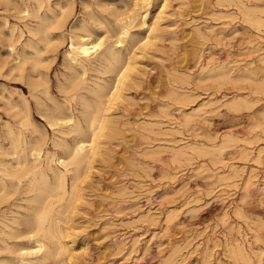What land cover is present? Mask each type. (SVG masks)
I'll return each instance as SVG.
<instances>
[{
	"label": "rangeland",
	"instance_id": "1",
	"mask_svg": "<svg viewBox=\"0 0 264 264\" xmlns=\"http://www.w3.org/2000/svg\"><path fill=\"white\" fill-rule=\"evenodd\" d=\"M1 1L0 34H2V36L0 35V136L4 135L6 131L5 124L7 122L14 124V122L16 123V120L18 119V116L14 115V110L11 108L9 101L21 103V95H24L32 100L31 112L34 124L44 130L48 137H51L52 129L49 127L48 123V119L50 117H46L44 115L45 108L39 107L36 104L35 99L32 98L30 94L31 80H36L37 75L40 77H37L38 79L36 80L40 84L36 90L48 104L52 105L53 102L48 99L47 94L43 91L44 84L42 83L44 82L47 83L51 96H53L56 100L63 102L65 93L63 94L62 92H65V90L61 88V84L67 81L70 72L65 52L69 48L72 34L74 32L78 33L85 31L83 24H87L88 27L92 29L94 38L103 37V34H105V37H107L108 40L114 36L116 39V36H118L117 31L119 29L117 24L118 21L116 19L118 18L119 20L124 18L131 10L130 7L134 5L132 1L135 0H49L53 8L52 11L47 9V2L45 0L41 9H39V12L42 14H45L46 12L49 16L52 14L51 18H54V14H58L59 17L61 15L60 18L58 17V22L61 26L59 25L60 27H54L52 30L50 29L51 36H53L54 39H57L56 43H54V39L52 40L53 42L47 46H45V43L43 42L39 43L42 47L43 62L39 67L41 75L37 72L31 73L32 77L35 78L29 76L31 71L29 63H26V69L23 70V75L20 74V71H17V68L12 66H15L17 62H19L20 56L23 54L22 49L24 48V44L26 40L31 37L27 25H35L37 21V18H34L31 15L26 16L27 14L25 9L29 8L31 10L37 6V2L35 0ZM203 1L205 2L203 3ZM243 1L244 0H242V2ZM13 2L15 5L12 4ZM234 2L232 3L230 0L151 1L147 14V24L154 21L156 18L155 14L165 3L164 7L166 8H164L163 12L165 15L162 14L163 17L160 21V26L163 32L159 38L162 39H156L159 41L154 39L152 44H150L153 48L149 46V48L142 51V53H140V50L137 49L139 58L138 56L135 57V65L138 67L136 66V71L132 73L134 80L132 78L133 81H131L132 83L129 85L131 88H128V90L126 88L128 92L124 90L126 91L123 97L124 99H119L114 105L112 104L113 107L110 108V115L112 114L111 117L113 119V124L117 127V131L120 130L119 134L117 133L118 136L116 134V137L114 136L104 140L102 144L103 153L101 152L103 155L99 154L100 151L97 153L98 156H95V165L93 167L95 170L92 168L90 177L82 184L83 190L86 191H83L85 198L84 202L87 203H83L82 201L79 207L81 205H85L79 208L81 212L79 210L77 212L81 214L83 211V213L79 215L77 212H75L76 214L74 212H69L68 215L70 218H68L64 223V225L67 227L69 226L70 231H72V237L75 239L74 252L76 253V257L79 256L78 258H73L77 261L75 260L74 262V260H71L72 262H70V264H166V260L171 255H175L174 264H206L208 259L210 264H264V190H259L260 187L264 186V128L260 126H264V84L262 83V81L264 82V56H261L262 53L264 54V23L259 24L260 27H258V24L255 21H249V19L253 17H264V0L244 1L246 8L247 6L250 7V9L248 7L249 11H251V6L257 8L255 12L256 14L254 13L255 10H252V13L248 12L244 14L243 11H240L241 9L236 8L239 6L235 7L237 4H234ZM6 3H8V5H6ZM3 4L7 6H5V9ZM17 5H19L20 8ZM14 6L16 7L14 8ZM261 7L262 9H260ZM21 11L24 13L20 14L19 12ZM111 12H114V14ZM118 12L121 15L124 14L125 16L119 15ZM169 13L170 15H168ZM226 13L228 18L226 17L227 15L225 16ZM110 14H112V16H110ZM114 15L118 17H114ZM244 15H247L246 19H248L250 23L245 21L246 19H244ZM251 22L253 24H251ZM145 26H135L132 29L136 33V38H140L148 33V28ZM197 27L199 29H197ZM199 30H201V32ZM196 31L200 32L202 35L205 34L206 36L204 37L206 38L199 36L201 34H197ZM34 37L36 38V36ZM115 39L113 38L110 41L115 42ZM12 41H16L15 50L11 49L10 43ZM6 42L10 43L8 44ZM156 42L158 43L154 44ZM131 43V39L127 38L123 42V45L130 46ZM122 47L123 46H119V48ZM260 47L263 48V51L260 50ZM25 50H27L29 54L33 51V49L28 46ZM126 51L127 50L124 49L123 53L126 54ZM8 53L11 57L7 56ZM210 58L212 59L210 60ZM3 61L5 64L2 63ZM215 63H221L225 64L227 67H231V77L227 78V80L226 78L221 77V80L222 78L225 79H223V83H219L220 78L215 77V73L210 70L215 66ZM204 65H207V68L205 67L206 70L203 69V71L201 68H204ZM251 65L253 66L250 67ZM137 69L139 71H137ZM9 70H11L12 73L10 76L8 74L10 73ZM207 70L211 73H206ZM141 71H143V73L145 72L144 75ZM199 71L202 73L199 74ZM246 71H251L253 73L250 72L249 77V73H246ZM133 74L136 75L134 76ZM185 74L187 77L184 76ZM16 75L19 76L16 77ZM96 75H98L97 71L89 70L84 77L95 78ZM239 75L241 77H239ZM170 76L172 77L170 78ZM213 76L217 81L213 79ZM242 76H245L246 78L244 77L245 79H243ZM247 76L249 77V81H247ZM174 77H177L176 79H178V81ZM179 77L181 78V81H179ZM137 79L139 81L138 84ZM173 80L176 81L174 82ZM234 80L236 81L234 82ZM243 80L245 82H242ZM258 81H261L260 83H262L263 86L260 84L258 88H256L257 85L255 86V82L259 84ZM187 82L189 83L187 84ZM199 83L200 85L198 86ZM204 83L207 85L205 86ZM245 84L247 88L245 87ZM171 88L176 91V94L172 91V96V92L170 90ZM256 90L258 91L255 92ZM180 91H183L186 95L183 94L181 97L180 94L182 92ZM168 92L170 94H167ZM252 92L253 94H251ZM236 94H243L244 96H247L246 98L249 102L253 100L251 103L254 102V106L252 105L253 103L251 104L248 102V107L245 106V104H239L240 106L238 107L241 109L238 108L237 105L236 107L233 106L234 108L232 106L230 107V105L233 104L231 98ZM165 95L168 97H164ZM175 95L177 96L175 97ZM178 95L180 97H178ZM183 97L184 99L186 97V99L184 100ZM188 97H192V102ZM181 98L183 100L178 101L181 100ZM217 100H219V102ZM256 100L258 101L257 103L255 102ZM215 102H217V104ZM160 105L162 107H160ZM194 108L197 110H193ZM164 110L166 112H164ZM207 110L208 112H206ZM74 111L76 115L81 116L80 111L75 109ZM114 112L117 114L115 115ZM253 112L256 114L254 115ZM151 114L153 116H151ZM197 115L199 116L197 117ZM186 116L190 117L189 122L186 120L183 121ZM199 117L201 118L199 119ZM248 120L250 121L247 122ZM159 121L160 123H158ZM135 122H138L139 126L141 123L142 124L139 127L138 123ZM165 122H167V124ZM184 123L186 124L184 125ZM251 123L255 125H252ZM259 123L261 124L257 127L256 124ZM255 127L257 129H255ZM251 128H254V132ZM142 129H144V131ZM174 129H177L178 131ZM251 131L252 133L250 135ZM166 132L168 135H165L167 134ZM120 133L122 134L120 135ZM257 133L263 140L258 137L259 135H255ZM229 135L233 136L229 137L230 140L231 138H234L232 141H228ZM242 135L245 136L243 137ZM241 136L244 139L241 140ZM253 136L255 137L252 138ZM67 137L72 140L73 134H70ZM258 138L260 140H257ZM244 141L245 143H243ZM248 141L252 142V144L249 143V145ZM7 142L8 141H6V143ZM223 142H226L225 146L223 145ZM191 145L194 148H192ZM196 145L198 146L197 148H195ZM219 145L220 148H222L221 154H218V149L216 151V148H218ZM161 146L167 149L162 148ZM199 148L201 150H199ZM258 148L262 149L259 150ZM143 149L146 151L145 156L147 157L143 155L145 153ZM245 149L247 151L250 149L251 154L249 153V156L245 155L247 154L244 153L246 151ZM178 150H181V156H185L186 159H184L185 157H179L180 154L179 156L178 154L176 156L174 155L176 158L172 157L174 152H178ZM155 151H159V154L157 153L158 155H154ZM182 151H184L185 155ZM257 151H261V154ZM201 153H203V155ZM231 153L232 156L229 157V154ZM257 153L260 155L258 157V162L257 160H254L257 159ZM105 154L110 157L107 155L104 156ZM244 155L248 158H243ZM218 156L223 158L225 157L224 159L226 162L224 164L220 161H218L220 164L216 162L219 159ZM212 157L216 160L215 162L212 161ZM187 158L190 159L188 160ZM234 158L236 160H234ZM136 160L138 161L136 162ZM138 164L141 166L138 167ZM228 165H234L236 169L238 167L242 168H240L241 170H236L241 174L236 172L237 175L235 173V176H233L235 178L232 177L233 180L230 179L231 181H226V179L223 178V176L229 175L232 172H225L230 171V167ZM142 167L144 169H142ZM166 173H168V176ZM221 173L222 175L225 173V175H218ZM247 173H254V186L251 184V189L250 187V190L248 189L249 191L245 189V181L249 175ZM232 174L234 175V173ZM219 176L223 179L221 180ZM165 177L167 179H165ZM226 183L231 185L228 184L229 186H225ZM242 188H244L246 192ZM176 189H180L179 192ZM242 197H246L245 202H243L244 200H241ZM248 198H251V200ZM196 199H198V201L194 202L193 200ZM186 203L188 204L186 205ZM24 204H26V202L21 199H17L16 196L11 197L9 200L0 204V217L2 212L6 215V217L24 213L25 208L23 206H19ZM239 207L244 209L241 208V210ZM246 208H248L251 212ZM173 212L175 213V216ZM232 212H234V214H232ZM238 212L241 214L239 215ZM168 213L173 214V220L171 219L169 225L170 227L167 228L166 218ZM235 213H238L237 216ZM173 217H175V219ZM251 218L256 221L257 224L255 222L253 223ZM77 220L79 221L77 222ZM223 220H226L227 223L226 221L224 223ZM251 222L253 224H251ZM230 223H233V225H230ZM255 225L259 227L257 228ZM231 226H233V232L236 230L239 233L235 231L234 234L231 231ZM239 227L241 230L238 229ZM246 235L247 237L245 239L244 236ZM222 236H225L226 239ZM233 241L242 242L250 254L251 251H253L250 261L240 259L239 261L237 260V262L234 257L228 254L229 252L227 253L229 243L234 244L235 242ZM225 242L227 244L224 245ZM25 245L31 244L25 243ZM210 253L211 256H208L207 254ZM5 255L8 256L9 254L4 252L0 253V258L5 257Z\"/></svg>",
	"mask_w": 264,
	"mask_h": 264
},
{
	"label": "bare ground",
	"instance_id": "2",
	"mask_svg": "<svg viewBox=\"0 0 264 264\" xmlns=\"http://www.w3.org/2000/svg\"><path fill=\"white\" fill-rule=\"evenodd\" d=\"M1 1V0H0ZM3 1V0H2ZM1 1V2H2ZM16 1V0H15ZM37 2V6H35L34 8H32L31 10L29 8H26V16L31 15L34 18H37L36 24L35 25H27L28 26V30L29 33L31 34V37H29L25 44H24V48L23 50V54L20 56V60L19 62H17V64L15 67L17 68V71H20V74L23 75V70L26 69V63L30 64V73L29 76L32 77V72H37L39 75H41V72L39 70L40 65L43 62V57H42V47L39 45L40 42L45 43V46H47L48 44L50 45L51 42L54 41V43H56V38L54 39L53 36H51V31L52 28L54 29V27H60L61 25L58 22V14H54V18H51V16H49L46 12L45 14H42L41 12H39L42 7V4L45 0H35ZM152 0H135L132 1L134 5H132L130 8L131 10L128 12V14L125 16L124 14H122L123 16H125L124 18H121L118 20V18L116 19L118 22V26L119 29L117 31V35L116 39L115 36L113 37L116 41H110L108 40L107 37H105V34H103V37H98V38H94L93 36V31L91 28L88 27L87 24H83V28L85 29V31H81V32H74L71 36V42L69 45V48L66 50L65 52V57L69 63V68H70V72H69V77L67 79V81H65L63 84H61V88L63 90H65V92H62L64 95V101L60 102L58 100H56L53 96H51V94L49 93L48 90V86L47 83L44 82L42 84H44V88L43 91L45 94H47V97L49 100H51L53 103L52 105L48 104L45 100H43L42 96L37 92V87L40 85L38 81H36L39 77L38 75L36 76V80H31L30 82V94L32 96V98L35 99L36 104L41 107V108H45V116L46 117H50L48 119V123H49V127L52 129V136L48 137L47 133L40 129L37 125L34 124L33 119H32V112H31V107H32V100H30L29 98H27L24 95H21V103L19 102H13V101H9V104L11 105V108L14 110V115H17L18 119L16 120V123H9L7 122L5 124L6 126V131L4 133V135L0 136V204L6 200H9L11 197L16 196L17 199H21L22 201H25L26 204L24 205H19V206H23L25 208V212L24 213H20L19 215H12V216H8L6 217V215L3 214L0 217V253H8L9 255L3 258H0V264H70V262H72L76 257V253L74 252V244H75V239L72 237V231H70V227L65 226L64 223L66 222V220L69 217V212H77L79 210L80 203H87L84 202L85 198H84V193L83 191V183L84 181L90 177L91 172H92V168L94 167L95 163H94V159L95 156H98V152L99 154H102V144L104 142V140L108 139V138H112V137H116V134H119V131H117V127L114 126L113 124V119L110 115V108L113 107L112 104L114 105L116 103V101H118L119 99H122L126 93V91L128 90V88L130 89L131 86L129 87L130 83H132L131 81L134 80L132 73L136 71V68L138 67L137 65H135V57L138 56L139 58V53L137 51V49L140 50V53H142V51H144L145 49L149 48L150 44H152V41L155 39H162L159 38L162 35V28L160 26V21L163 17L162 14L165 15L164 12V7L165 3L163 4L162 8L155 14L156 18L154 19V21H152V23L147 24V14H148V10L150 7ZM189 1V0H188ZM199 1V0H198ZM202 1V0H201ZM232 1V3L234 2V4L236 6L237 9H241L240 11H243L244 14L245 13H252L254 10V13L256 12V7L254 8V6H251V11H249L250 7L247 6L246 8V4L244 5V1L242 2V0H230ZM5 2V1H4ZM47 2V9L48 10H53L49 0H46ZM57 2V1H56ZM131 2V3H132ZM167 2V1H166ZM184 2V1H183ZM205 1H203L204 3ZM226 2V1H225ZM263 2V1H262ZM228 3V2H227ZM230 3V2H229ZM259 3V2H258ZM12 4L15 5V3L13 2ZM67 4V3H66ZM109 4V3H108ZM184 4V3H183ZM188 4V3H187ZM231 4V3H230ZM4 5V9L5 6L8 5V3L3 4ZM2 5V6H3ZM89 5V4H88ZM167 5V3H166ZM229 5V4H228ZM19 8L20 6L17 5ZM58 6V5H57ZM67 6V5H66ZM65 6V7H66ZM100 6V4H99ZM97 6V7H99ZM103 6V5H102ZM101 6V7H102ZM168 6V5H167ZM7 7V6H6ZM13 7V5H12ZM16 6H14L15 8ZM90 7V6H89ZM110 7V6H109ZM249 7V9H248ZM13 8V9H14ZM63 8V7H61ZM68 8V7H67ZM168 8V7H167ZM254 8V9H253ZM259 8V7H258ZM102 9V8H101ZM119 9V8H118ZM117 9V11H118ZM121 9V8H120ZM262 9V7L260 8ZM24 10V11H25ZM47 10V11H48ZM63 10V9H62ZM107 10V9H106ZM114 10V9H113ZM253 10V11H252ZM7 11V10H6ZM19 11V10H18ZM23 11V9H22ZM19 12L24 13V12ZM104 11V10H103ZM264 11V10H263ZM5 12V10H4ZM8 12V11H7ZM50 12V11H49ZM116 12V11H115ZM124 12V11H122ZM126 12V10H125ZM241 12V13H243ZM68 13V12H67ZM114 14V12H111ZM119 13V12H118ZM216 13V12H215ZM249 13V14H250ZM61 14V12H60ZM117 14V13H115ZM219 14V13H218ZM217 14V17H218ZM256 14V13H255ZM119 15H121L119 13ZM121 15V16H122ZM167 15V14H166ZM170 15V13L168 14ZM222 15V13H221ZM227 15V13L225 14V16ZM230 15V14H229ZM110 16H112V14H110ZM116 15H114L115 17ZM216 16V14H215ZM244 19H246L247 15H244ZM13 17V16H11ZM32 17V18H33ZM61 17V15H60ZM59 17V18H60ZM118 17V16H116ZM224 17V15H223ZM222 17V18H223ZM228 18V15L226 16ZM68 18V17H67ZM232 18H233V14H232ZM250 18V17H249ZM30 19V17H29ZM65 19V18H64ZM230 19V18H229ZM61 20V19H60ZM253 22L255 21L258 24L264 23V17H258V18H250L249 21ZM191 21V20H190ZM245 21H248V19H246ZM248 21V22H249ZM102 22V21H101ZM115 22V21H114ZM35 23V22H34ZM87 23V22H86ZM89 23V22H88ZM250 23V22H249ZM100 24V23H99ZM163 24V23H162ZM161 24V25H162ZM251 24H253L251 22ZM256 24V25H257ZM60 25V26H59ZM104 25V24H103ZM147 26V31L148 33L143 35L140 38H136L135 36V32L132 30L135 26ZM145 26V27H146ZM164 26V25H163ZM167 26V25H166ZM165 26V27H166ZM253 26V25H252ZM264 26V25H263ZM102 27V26H101ZM13 28V27H12ZM164 28V27H163ZM168 28V27H166ZM170 28V27H169ZM196 28V26H195ZM106 29V28H105ZM194 29V28H193ZM197 29H199L197 27ZM260 29V28H259ZM175 30V29H174ZM196 30V29H194ZM193 30V31H194ZM211 30V29H210ZM136 31V30H135ZM198 31V30H197ZM196 31V32H197ZM201 32V30H199ZM207 31V30H206ZM105 32V31H104ZM173 32V31H172ZM200 32H197V34H201ZM213 32V31H210ZM106 33V32H105ZM203 33V32H202ZM210 34V33H209ZM208 34V35H209ZM2 36V34H0ZM9 35V34H8ZM196 35V34H195ZM194 35V36H195ZM36 36V38L34 37ZM202 36L203 38H206L204 35H199ZM261 36V35H260ZM5 37V35H4ZM198 37V35H197ZM208 37V36H207ZM248 37V36H247ZM8 38V37H7ZM6 38V40L8 41V39ZM20 38V37H19ZM130 38L131 39V45L130 46H125L123 45V42L127 39ZM195 38V37H194ZM200 38V37H199ZM209 38V37H208ZM260 38V37H259ZM54 39V40H53ZM197 39V38H196ZM201 39V38H200ZM248 39V38H247ZM246 39V40H247ZM17 40V39H15ZM53 40V41H52ZM156 40V41H159ZM178 40V39H177ZM205 40V39H204ZM20 41V40H19ZM176 41V40H175ZM255 41V40H254ZM15 42L16 41H12L10 42H6V43H10L11 45V49L15 50ZM155 42V41H154ZM201 42V40H200ZM205 42V41H204ZM18 43V42H17ZM53 43V44H54ZM158 42L154 43L157 44ZM160 43V42H159ZM172 43V42H171ZM260 43V42H259ZM6 44V45H8ZM62 44V43H61ZM153 44V45H154ZM5 45V46H6ZM31 47L33 49L32 52H27V50H25L26 47ZM52 46V45H51ZM119 46H123L122 48H119ZM255 46V45H254ZM9 47V46H8ZM54 47V46H53ZM152 47V46H150ZM157 47V46H156ZM253 47V46H252ZM49 48V47H47ZM153 48V47H152ZM256 48V47H254ZM261 48V47H260ZM264 48V47H263ZM263 48H261L260 50L263 51ZM127 50L126 54L123 53V50ZM155 49V47H154ZM259 49V48H257ZM46 50V48H45ZM44 50V51H45ZM152 50V49H151ZM158 50V49H157ZM156 50V51H157ZM260 51V52H261ZM146 52V51H145ZM148 53V52H146ZM152 54V53H151ZM245 54V53H244ZM4 55V54H3ZM261 55V54H260ZM7 56L11 57L9 55V53L7 54ZM141 56V55H140ZM146 56V55H144ZM153 56V55H152ZM262 57L264 56V54L262 53L261 55ZM1 58V57H0ZM16 58V57H15ZM14 59V58H13ZM18 59V58H16ZM15 59V60H16ZM212 58H210L211 60ZM262 59V58H261ZM264 59V58H263ZM262 59V60H263ZM8 60V59H7ZM12 60V59H11ZM9 60V61H11ZM13 60V61H15ZM12 61V62H13ZM17 61V60H16ZM46 61V60H45ZM139 61V60H138ZM250 61V60H249ZM7 62V61H6ZM137 62V60H136ZM224 62V61H223ZM4 63V61L2 62ZM209 63V62H208ZM246 63V62H245ZM249 63V62H248ZM247 63V64H248ZM5 64V63H4ZM140 64V63H139ZM138 64V65H139ZM205 64V63H204ZM215 63V66L213 68H211L210 66V70H212V72L215 73V77L220 78L219 83H223V79L229 78L230 76V72H231V67H227L225 64H217ZM231 64V63H230ZM250 64V63H249ZM208 65V64H207ZM207 65H204V68H201V70H206L205 67L207 68ZM214 65V64H213ZM137 66V67H136ZM231 66V65H230ZM248 66V65H247ZM253 65H251L250 67H252ZM143 67V66H142ZM233 67V65H232ZM242 68V67H241ZM11 69V68H10ZM14 69V68H13ZM176 69V68H175ZM209 69V68H208ZM234 69V68H233ZM256 69V68H255ZM89 70H94L98 72V75L95 76V78H89V77H84V75L87 74V72ZM134 70V71H133ZM170 70V69H169ZM203 70V71H204ZM247 70V68H246ZM249 70V69H248ZM13 71V70H12ZM137 71H139L137 69ZM172 71V70H171ZM177 71V70H176ZM259 71V70H258ZM10 74L11 70H9ZM200 72V71H199ZM210 71L207 70L206 73H208ZM233 72V71H232ZM248 71H246L247 73ZM251 72V71H250ZM250 72H248L249 77H250ZM141 73H143V71H141ZM145 73V72H144ZM143 73V75H144ZM174 73V72H173ZM202 72H200L199 74H201ZM205 73V75H206ZM211 73V72H210ZM243 73V71H242ZM253 73V72H251ZM258 73V72H257ZM1 74V73H0ZM35 74V73H34ZM68 74V73H67ZM198 74V75H199ZM204 74V73H203ZM232 74V73H231ZM245 74V72H244ZM6 75V74H5ZM134 75V74H133ZM136 75V74H135ZM134 75V76H135ZM162 75V74H161ZM182 75V74H181ZM204 75V76H205ZM209 75V74H208ZM246 75V74H245ZM19 75H16V77ZM45 76V75H44ZM177 76V75H175ZM183 76V75H182ZM185 77H187V75H184ZM207 76V75H206ZM213 76V79H215V77ZM252 76V75H251ZM254 76V74H253ZM257 76V75H256ZM255 76V77H256ZM5 77V76H4ZM92 77V76H91ZM139 77V76H138ZM172 76H170L171 78ZM221 77L222 78L221 80ZM239 77H241L239 75ZM243 77V76H242ZM245 77V76H244ZM243 77V79H245ZM249 77L247 76V81H249ZM254 77V78H255ZM35 78V77H32ZM40 78V77H39ZM133 78V80H132ZM137 78V76H136ZM165 78V77H164ZM175 79L177 77H174ZM202 78V77H201ZM205 78V77H204ZM233 78V77H232ZM231 78V79H232ZM46 79V78H45ZM181 78L179 77V81ZM203 79V78H202ZM230 79V80H231ZM235 79V78H234ZM238 79V78H237ZM241 79V78H239ZM178 81V79H176ZM175 80V81H176ZM211 80V77H210ZM216 80V79H215ZM214 80V81H215ZM225 80V79H224ZM60 81V80H59ZM168 81V79H167ZM174 81V80H173ZM174 81V82H175ZM187 81V80H185ZM206 81V80H205ZM204 81V82H205ZM217 81V80H216ZM223 81V82H222ZM236 80H234L235 82ZM251 81V79H250ZM254 81V79H253ZM262 81V80H261ZM261 81H258L259 84H257V82H255V86L257 85L256 88H258V86L261 84L263 86L264 82L262 81V83H260ZM61 82V81H60ZM138 79H137V84H138ZM213 82V81H212ZM232 82V81H231ZM242 82H245L244 80ZM135 83V82H134ZM133 83V84H134ZM180 83V82H179ZM189 82H187L188 84ZM233 83V82H232ZM176 84V83H175ZM181 84V83H180ZM205 84V83H204ZM136 85V84H135ZM200 85V83L198 84V86ZM207 84H205L206 86ZM216 85V83H215ZM165 86V85H164ZM188 86V85H187ZM196 86V85H195ZM254 86V87H255ZM168 87V86H167ZM246 87V84H245ZM127 88V90H126ZM175 89H177L176 87H174ZM247 88V87H246ZM264 88V87H263ZM235 89V88H234ZM126 90V91H124ZM165 90V89H164ZM169 90V89H168ZM167 90V91H168ZM171 92H175L176 91L172 90V88L170 89ZM169 90V91H170ZM185 90V89H184ZM188 90V89H187ZM191 90V89H190ZM239 90V88H238ZM242 90V89H241ZM247 90V89H246ZM250 90V89H249ZM264 90V89H263ZM22 91V90H21ZM253 91V90H251ZM258 90H256L255 92H257ZM60 92V91H59ZM128 92V91H127ZM173 92L171 93V96L173 94ZM180 94V96L182 97L183 94L186 95L183 91ZM263 92V91H262ZM166 93V92H165ZM178 93V92H177ZM23 94V92H22ZM167 94H170L169 92ZM253 94V92L251 93ZM2 95V94H1ZM151 95V94H150ZM247 95V93H246ZM249 95V94H248ZM261 95V94H260ZM162 96V95H161ZM177 95H175L176 97ZM178 95V97H180ZM126 97V96H125ZM164 97H168V96H164ZM162 97V98H164ZM177 97V99H178ZM193 97V96H192ZM191 97V98H192ZM247 96H244L243 94H236L234 96H232L231 101L233 102L232 105L230 102V107L237 105L240 106L239 104L242 103L245 104V106L248 107L249 103H251V100L249 102V100L246 98ZM257 97V96H256ZM9 98V97H8ZM160 98V97H158ZM174 98V97H173ZM190 98V97H188ZM190 98V101H191ZM212 98V97H211ZM222 98V97H221ZM224 98V97H223ZM124 99V98H123ZM154 99V98H153ZM157 99V98H156ZM172 99V98H171ZM184 99V97H183ZM181 98V100L178 101H182L183 100ZM186 99V97H185ZM184 99V100H185ZM262 99V98H261ZM4 100V99H3ZM10 100V99H9ZM126 100V99H125ZM123 101V100H122ZM169 101V100H168ZM174 101V100H172ZM189 101V103H190ZM195 101V100H194ZM215 101V99H214ZM219 102V100H217ZM230 101V100H229ZM192 102V101H191ZM211 102V101H210ZM228 102V101H227ZM249 102V103H248ZM256 103L258 102L257 100L255 101ZM8 103V101H7ZM119 103V102H118ZM170 103V102H169ZM177 103V102H176ZM188 103V102H187ZM204 103V102H202ZM209 103V102H208ZM206 103V104H208ZM213 103V102H212ZM211 103V104H212ZM217 104V102H215ZM214 103V104H215ZM253 103V104H252ZM251 104L254 106V102H252ZM124 104V103H122ZM162 104V103H161ZM179 104V103H178ZM210 104V103H209ZM213 104V105H214ZM225 104V103H224ZM228 104V103H227ZM201 105V104H200ZM2 106V105H1ZM130 106V105H129ZM186 106V105H185ZM206 106V105H204ZM160 107H162L160 105ZM167 107V106H166ZM201 107V106H200ZM199 107V109H200ZM259 107V106H258ZM165 108V107H163ZM168 108V107H167ZM198 108V107H196ZM196 108H194L193 110H195ZM217 108V107H216ZM234 108V107H233ZM232 108V109H233ZM240 108V107H238ZM237 108V109H238ZM244 108V106H243ZM261 108V107H260ZM4 109V107H3ZM75 110L80 111V115H76L75 114ZM162 109V108H161ZM241 109V108H240ZM239 109V110H240ZM248 109V108H247ZM258 109V108H257ZM9 110V109H8ZM112 110V109H111ZM114 110V109H113ZM158 110V108H157ZM156 110V111H157ZM197 110V109H196ZM212 110V109H211ZM162 111V110H161ZM203 111V110H202ZM210 111V110H209ZM258 111V110H257ZM6 112V111H5ZM150 112V111H149ZM164 112H166L164 110ZM197 112V111H196ZM200 112V111H199ZM208 112V110L206 111ZM260 112V111H258ZM115 113V112H114ZM154 113V112H153ZM185 113V112H184ZM201 113V112H200ZM203 113V112H202ZM254 113V112H253ZM252 113V114H253ZM117 113H115L116 115ZM119 114V113H118ZM155 114V113H154ZM163 114V113H162ZM167 114V113H166ZM187 114V113H186ZM189 114V113H188ZM205 114V113H204ZM247 114V113H246ZM256 113H254L255 115ZM262 114V113H261ZM260 114V115H261ZM43 115V114H42ZM49 115V116H48ZM150 115V113H149ZM148 115V116H149ZM164 115V114H163ZM169 115V114H168ZM193 115V114H192ZM201 115V114H200ZM264 115V114H263ZM119 116V115H118ZM151 116H153L151 114ZM156 116V115H155ZM158 116V115H157ZM165 116V115H164ZM173 116V115H172ZM185 116V114H184ZM196 116V115H195ZM199 115H197L198 117ZM202 116V115H201ZM244 116V115H243ZM247 116V115H246ZM249 116V114H248ZM116 117V116H115ZM170 117V116H169ZM175 117V116H174ZM173 117V118H174ZM258 117V115H257ZM260 117V116H259ZM15 118V116H14ZM13 118V120H14ZM151 118V117H150ZM158 118V117H157ZM176 118V117H175ZM192 118V117H191ZM201 117H199L200 119ZM118 119V117H117ZM254 119V118H253ZM190 121V117L186 116L183 121ZM204 120V119H203ZM258 120V118H257ZM263 120V119H262ZM128 121V120H127ZM170 121V120H169ZM172 121V120H171ZM179 121V120H178ZM182 121V119H181ZM185 121V122H186ZM201 121V120H200ZM207 121V120H206ZM250 120H248L247 122H249ZM126 122V121H125ZM145 122V121H144ZM150 122V121H149ZM180 122V121H179ZM202 122V121H201ZM200 122V123H201ZM244 122V121H243ZM253 122V121H252ZM133 123V122H132ZM138 123V122H135ZM141 123V122H140ZM147 123V122H146ZM160 123V121L158 122ZM167 124V122H165ZM183 123V122H181ZM121 124V123H120ZM130 124V123H129ZM142 124V123H141ZM140 124V126H141ZM155 124V123H154ZM186 123H184L185 125ZM250 124V123H249ZM252 125H255L253 123H251ZM259 124H256L257 127ZM124 125V124H123ZM150 125V123H149ZM163 125V124H161ZM160 125V126H161ZM122 126V125H121ZM139 126V123H138ZM139 126V127H140ZM144 126V123H143ZM156 126V124H155ZM264 128L263 125H260ZM120 127V126H119ZM123 127V126H122ZM152 127V124H151ZM249 127V125H248ZM254 127V126H252ZM142 128V127H141ZM161 128V127H160ZM200 128V127H199ZM246 128V127H245ZM262 128V129H263ZM120 129V128H119ZM148 129V128H146ZM165 129V128H164ZM163 129V132H164ZM173 129V128H172ZM255 129H257L255 127ZM127 130V129H126ZM125 130V131H126ZM133 130V129H132ZM144 131V129H142ZM162 130V129H161ZM167 130V129H166ZM177 130V129H174ZM243 130V129H242ZM247 130V129H246ZM251 130L253 131L254 128ZM264 130V129H263ZM160 131V130H159ZM178 131V130H177ZM250 131V130H249ZM252 131L250 132V135L252 133ZM154 132V131H153ZM248 132V130H247ZM254 132V131H253ZM263 132V131H262ZM136 133V131H135ZM150 133V132H149ZM158 133V132H157ZM167 133V132H166ZM178 133V132H176ZM237 133V132H236ZM73 134L72 140L69 139L67 136ZM117 134V136H118ZM122 133H120L121 135ZM139 134V133H137ZM154 134V133H153ZM156 134V133H155ZM160 134V133H159ZM226 134V133H225ZM230 134V133H229ZM263 134V133H262ZM119 135V136H120ZM142 135V134H140ZM163 135V134H162ZM165 135H168L165 134ZM163 135V136H165ZM216 135V134H215ZM214 135V136H215ZM256 136H258L259 134H255ZM134 136V135H133ZM147 136V135H146ZM231 135L228 136V141L230 140L229 137ZM243 136V135H242ZM242 136L240 137L241 140L244 139L242 138ZM245 136V135H244ZM243 136V137H244ZM121 137V136H120ZM124 137V136H123ZM122 137V138H123ZM135 137V136H134ZM139 137V136H138ZM210 137V136H209ZM233 137V136H231ZM255 136H253L252 138H254ZM259 138L260 135L258 136ZM136 138V137H135ZM257 140H260V139ZM116 139V138H114ZM121 139V138H120ZM119 139V140H120ZM154 139V138H153ZM215 139V138H214ZM221 139V138H220ZM223 139V138H222ZM227 139V138H226ZM234 138H231L230 141H232ZM248 139V138H247ZM256 139V138H255ZM118 140V139H116ZM123 140V139H122ZM148 140V139H147ZM161 140V139H159ZM179 140V139H178ZM181 140V139H180ZM224 140V139H223ZM222 140V141H223ZM252 140V139H251ZM261 140H263L261 138ZM6 141H8L6 143ZM143 141V140H142ZM141 141V142H142ZM145 141V140H144ZM156 141V140H155ZM238 141V140H237ZM172 142V141H171ZM221 142V141H220ZM227 142V140H226ZM223 142L224 146L226 145ZM239 142V141H238ZM263 142V141H262ZM108 143V142H106ZM114 143V142H113ZM148 143V142H147ZM188 143V142H187ZM245 143V141L243 142ZM252 142L248 141V144ZM258 143V142H256ZM255 143V144H256ZM137 144V143H136ZM193 144V143H192ZM228 144V142H227ZM52 145V146H50ZM182 145V144H181ZM194 145V144H193ZM222 145V146H223ZM250 145V144H249ZM183 146V145H182ZM190 146V145H188ZM200 146V145H199ZM223 146V147H224ZM242 146V145H241ZM252 146V145H251ZM157 147V146H155ZM162 147V146H161ZM167 147V146H166ZM169 147V146H168ZM178 147V145H177ZM192 147V145H191ZM198 146L196 145L195 148H197ZM216 147V146H215ZM259 147V146H258ZM159 148V147H158ZM165 148V147H162ZM179 148V147H178ZM185 148V146H184ZM188 148V147H187ZM190 148V147H189ZM194 148V147H192ZM191 148V149H192ZM201 148V147H200ZM199 148V150H201ZM204 148V147H203ZM211 148V147H210ZM220 145L218 146V148H216V151L218 149V154H221V149ZM246 148V147H245ZM151 149V148H150ZM149 149V150H150ZM167 149V148H165ZM177 149V148H176ZM181 149V147H180ZM205 149V148H204ZM241 149V148H239ZM259 149V148H258ZM257 149V150H258ZM262 149V148H261ZM259 149V150H261ZM104 150V149H103ZM107 150V149H106ZM144 150V149H143ZM147 150V149H146ZM152 150V149H151ZM175 150V149H173ZM198 150V149H195ZM220 150V151H219ZM246 150V149H245ZM145 151V150H144ZM181 150H178V152H174V155L176 156L178 154L181 153ZM204 151V150H203ZM224 151V148H223ZM244 151V149H243ZM247 151V150H246ZM247 153L245 154L246 156L250 153V149L247 151ZM102 152V153H101ZM151 152V151H150ZM153 152V150H152ZM162 152V151H161ZM165 152V151H164ZM184 153V151H182ZM211 152V151H210ZM239 152V151H238ZM242 152V151H240ZM259 154H261V151H257ZM154 153V152H153ZM159 154V151L156 152L155 154ZM226 153V152H225ZM236 153V152H235ZM243 153V152H242ZM243 153V154H244ZM257 153V159H254L255 161L257 160L258 162V157L260 156ZM97 154V155H96ZM145 153L143 154L145 156ZM150 154V153H149ZM157 154V155H158ZM161 154V153H160ZM203 155V153H201ZM210 154V153H209ZM251 154V153H250ZM103 155V154H102ZM101 155V156H102ZM107 154H105L104 156H106ZM185 155V153H184ZM188 155V154H186ZM206 155V154H205ZM208 155V154H207ZM214 155V154H213ZM212 155V156H213ZM217 155V154H215ZM245 155L243 156V158H248L245 157ZM103 156V157H104ZM108 156V155H107ZM225 156V155H223ZM228 156V154H227ZM232 156V153L229 154V157ZM241 156V154H240ZM239 156V157H240ZM249 156V155H248ZM110 157V156H108ZM147 157V156H145ZM155 157V156H152ZM179 157H182L181 154ZM185 157V156H184ZM182 157V158H184ZM215 157V156H214ZM242 157V156H241ZM102 158V157H101ZM106 158V157H104ZM134 158V157H133ZM157 158V157H156ZM161 158V157H160ZM171 158V157H170ZM176 158V157H174ZM217 158V157H216ZM218 160L216 161L215 159H213V157L211 159H213V162H222V164H224L225 161V157H221L218 156ZM108 159V158H106ZM105 159V160H106ZM129 159V158H128ZM135 159V158H134ZM186 159V157L184 158ZM188 160L190 158H187ZM241 159V158H240ZM180 160V159H177ZM182 160V159H181ZM186 160V161H188ZM227 160V158H226ZM234 160H236L234 158ZM242 160V159H241ZM244 160V159H243ZM129 161V160H128ZM133 161V160H132ZM138 160H136L137 162ZM164 161V160H162ZM228 161V160H227ZM230 161V160H229ZM246 161V160H244ZM243 161V162H244ZM104 162V161H103ZM130 162V161H129ZM161 162V160H160ZM172 163V162H171ZM180 163V162H179ZM219 163V162H218ZM230 163V162H228ZM129 164V163H128ZM141 164V163H140ZM143 164V163H142ZM220 164V163H219ZM235 164V163H234ZM131 165V164H130ZM133 165V164H132ZM136 165V164H135ZM144 165V164H143ZM147 165V164H146ZM192 165V164H190ZM215 165V164H214ZM236 165V164H235ZM134 166V165H133ZM137 166V165H136ZM141 166L138 164V167ZM213 166V165H212ZM229 166V165H228ZM145 167V166H144ZM181 167V166H180ZM226 167V166H225ZM229 170L230 171H225V172H231L229 175H225V173L222 175L224 179H226V181L228 180H233L232 177L235 176V173L237 172L236 170H241L239 167L236 169V167L234 165L229 166ZM141 168V167H140ZM218 168V167H217ZM94 169V168H93ZM142 169H144L142 167ZM220 169V168H219ZM217 169V170H219ZM95 170V169H94ZM143 171V170H142ZM144 172V171H143ZM163 172V171H161ZM252 172V170H251ZM145 173V172H144ZM150 173V171H149ZM234 173V175L232 174ZM239 173V172H237ZM236 173V175H237ZM147 174V173H146ZM163 174V173H162ZM161 174V175H162ZM168 173H166L167 175ZM213 174V173H212ZM241 174V173H239ZM249 174L246 178V185H245V189L248 190L250 185H253V178H254V173ZM139 175V174H138ZM214 175V174H213ZM147 176V175H146ZM168 176V175H167ZM174 176V174H173ZM221 176H219L221 178ZM239 176V175H238ZM214 177V176H213ZM218 177V176H217ZM216 177V178H217ZM237 177V176H236ZM162 178V177H161ZM219 178V179H220ZM221 178V180L223 179ZM235 178V177H233ZM165 179H167L165 177ZM210 179V178H209ZM86 180V181H87ZM216 180V179H215ZM230 180V181H231ZM85 181V182H86ZM218 181V180H217ZM220 182V181H219ZM236 183V182H235ZM87 184V183H86ZM89 184V182H88ZM87 184V185H88ZM229 184V183H228ZM226 183L225 186L228 185ZM233 184V182H232ZM255 184V183H254ZM85 185V184H84ZM231 185V184H229ZM228 185V186H229ZM233 186V185H232ZM254 186V185H253ZM86 187V186H85ZM223 187V186H222ZM259 187V186H256ZM119 188V187H118ZM117 188V189H118ZM123 188V187H122ZM125 188V187H124ZM183 188V187H181ZM86 189V188H85ZM244 189V188H242ZM244 189V190H245ZM251 189V187H250ZM249 189V190H250ZM263 189L264 190V186L260 187L259 190ZM87 190V189H86ZM121 190V189H120ZM119 190V191H120ZM123 190V189H122ZM128 190V189H127ZM178 192L179 190L176 189ZM245 190V192H246ZM248 190V191H249ZM253 190V189H252ZM258 190V191H259ZM88 191V190H87ZM211 191V190H210ZM256 191V190H255ZM86 192V191H85ZM122 192V191H121ZM176 192V191H175ZM212 192V191H211ZM225 192V191H224ZM260 192V191H259ZM126 193V192H125ZM129 193V192H128ZM183 193V192H182ZM248 193V192H247ZM263 193V192H262ZM261 193V194H262ZM127 194V193H126ZM131 194V193H130ZM246 194V193H245ZM250 194V193H249ZM256 194V193H255ZM244 195V194H243ZM263 195V194H262ZM192 196V195H191ZM223 196V195H222ZM233 196V195H232ZM250 196V195H249ZM261 196V195H260ZM86 197V196H85ZM88 197V196H87ZM228 197V195H227ZM241 197V196H240ZM244 197V196H243ZM241 198V200L243 202H245V198ZM253 197V196H252ZM258 197V196H257ZM255 198V197H254ZM191 199V197H190ZM195 199V198H194ZM224 199V198H223ZM240 199V198H239ZM251 200V198H248ZM258 199V198H256ZM254 199V200H256ZM260 199V198H259ZM249 200V201H250ZM262 200V199H261ZM188 201V200H186ZM194 202L198 201V199L193 200ZM200 201V200H199ZM239 202V201H238ZM248 202V201H247ZM258 202V201H257ZM90 203V202H89ZM192 203V202H191ZM190 203V204H191ZM242 203V202H241ZM188 203H186L187 205ZM257 204V203H256ZM261 204V203H260ZM259 204V206H260ZM85 205V204H84ZM83 205V206H84ZM87 205V204H86ZM239 205V204H238ZM14 206V205H13ZM82 206V207H83ZM250 206V205H249ZM247 206V207H249ZM255 206V205H254ZM257 206V205H256ZM263 206V205H262ZM243 207V206H242ZM242 207H239L240 209ZM246 207V204H245ZM251 208V207H250ZM260 208V207H259ZM83 209V208H81ZM194 209V208H193ZM244 209V208H242ZM241 209V210H242ZM248 209V208H246ZM254 209V208H253ZM171 210V208H170ZM169 210V211H170ZM237 210V209H236ZM249 210V209H248ZM258 210V209H256ZM264 210V209H263ZM80 211V210H79ZM157 211V210H156ZM229 211V210H228ZM250 211V210H249ZM259 211V210H258ZM81 212V211H80ZM166 212V211H165ZM176 212V211H175ZM251 212V211H250ZM264 212V211H263ZM15 213V212H14ZM70 213V214H71ZM83 213V211H82ZM81 213V214H82ZM174 213V212H173ZM239 213V212H238ZM237 213V214H238ZM243 213V212H242ZM76 214V213H75ZM74 214V215H75ZM77 214L81 215L79 212H77ZM153 214V213H152ZM155 214V213H154ZM166 214V213H165ZM232 214H234V212H232ZM236 214V213H235ZM236 214V216H237ZM241 213H239L240 215ZM252 214V213H251ZM249 214V215H251ZM261 214V213H260ZM151 215V214H150ZM238 215V216H239ZM244 215V214H243ZM256 215V214H255ZM78 216V215H77ZM173 214H167V218H166V222H167V228L170 227V221L172 219ZM175 216V213H174ZM228 216V215H227ZM260 216V215H259ZM264 216V215H263ZM76 217V216H75ZM144 217V216H143ZM149 217V216H148ZM178 217V216H177ZM225 217V216H223ZM244 217V216H243ZM247 217V215H246ZM151 218V217H150ZM175 219V217H173ZM227 218V217H226ZM240 218V216H239ZM257 218V217H256ZM252 219V218H251ZM150 220V219H149ZM156 220V219H155ZM173 220V219H172ZM257 220V219H256ZM259 220V217H258ZM76 221V220H75ZM79 220H77L78 222ZM224 221V220H223ZM226 221V220H225ZM224 221V223H225ZM229 221V220H228ZM253 221V223L256 221H254L253 219L251 220ZM150 222V221H149ZM165 222V221H164ZM244 222V221H243ZM250 222V221H249ZM260 222V221H258ZM227 223V221H226ZM229 223V222H228ZM234 223V222H233ZM233 223H230V225ZM251 222V224H253ZM79 224V223H78ZM222 224V223H221ZM257 224V223H256ZM262 224V223H261ZM74 225V224H73ZM229 225V228H230ZM224 226V225H223ZM240 226V225H238ZM241 227V226H240ZM238 228L239 230H241V228ZM252 227V226H251ZM255 227H257L255 225ZM259 227V226H258ZM257 227V228H258ZM208 228V227H207ZM232 232H233V226H231ZM235 228V227H234ZM237 228V227H236ZM78 229V228H77ZM76 229V231H77ZM81 229V228H79ZM73 230V229H71ZM75 231V230H74ZM229 231V232H231ZM236 231V230H235ZM234 231V232H235ZM243 231V230H242ZM252 231V228H251ZM233 232V233H234ZM237 232V231H236ZM257 232V231H256ZM77 233V232H76ZM212 233V232H211ZM223 233V232H222ZM239 233V232H237ZM245 233V232H244ZM220 234V233H219ZM232 234V233H230ZM235 234V233H234ZM233 234V236H234ZM226 235V234H225ZM241 235V234H240ZM245 235V234H243ZM255 235V234H254ZM214 236V235H213ZM227 236V235H226ZM232 236V237H233ZM256 236V235H255ZM207 237V236H206ZM209 237V236H208ZM225 237V236H222ZM229 237V236H228ZM247 235L244 236V238L246 239ZM170 238V237H169ZM205 238V237H204ZM230 238V237H229ZM236 238V237H235ZM188 239V238H186ZM224 239V238H223ZM226 239V237H225ZM234 239V238H233ZM260 239V238H259ZM258 239V240H259ZM191 240V239H190ZM208 240V239H207ZM228 240V239H227ZM226 240V241H227ZM237 240V238H236ZM255 240V239H254ZM171 241V240H170ZM169 241V242H170ZM209 241V240H208ZM230 241V240H229ZM239 241V240H238ZM235 242L234 244H230L229 243V248L227 253L230 254L232 257H234L235 261H239L240 259L246 260V261H250L251 259V254L253 251L250 252L247 251V249L245 248V246L243 245L242 242ZM192 242V241H191ZM247 242V240H246ZM250 242V241H249ZM25 243H30L31 245H25ZM184 243V242H183ZM86 244V243H85ZM227 244L226 242L224 243V245ZM250 245V244H249ZM255 245V244H254ZM85 247V246H84ZM177 247V246H176ZM222 247V246H221ZM247 247V246H246ZM184 249V248H183ZM210 249V248H209ZM250 249V248H249ZM77 250V249H76ZM175 250V249H174ZM77 252V251H76ZM81 252V251H79ZM209 252V251H208ZM211 252V251H210ZM260 252V251H259ZM193 253V252H192ZM212 253V252H211ZM210 254H207L208 256ZM216 253V252H215ZM78 254V252H77ZM82 254V253H81ZM84 254V253H83ZM79 255V254H78ZM175 256V255H174ZM173 255H171L167 260H166V264H174L175 258ZM254 256V255H253ZM260 256V253H259ZM79 257V256H78ZM76 257V258H78ZM188 257V256H187ZM221 258V257H220ZM224 258V257H223ZM229 258V257H228ZM206 259V258H205ZM72 260V261H71ZM76 260V259H75ZM74 260V262H75ZM178 260V259H177ZM209 260V259H208ZM207 260L206 264H210L209 261ZM77 261V260H76ZM79 261V260H78ZM81 261V259H80ZM180 261V260H178ZM176 261V262H178ZM237 261V262H238ZM245 261V263H246ZM236 262V263H237ZM256 262V261H255ZM163 263V262H162ZM165 263V262H164ZM202 263V262H201ZM235 263V262H234ZM198 264V263H197ZM216 264V263H215Z\"/></svg>",
	"mask_w": 264,
	"mask_h": 264
}]
</instances>
